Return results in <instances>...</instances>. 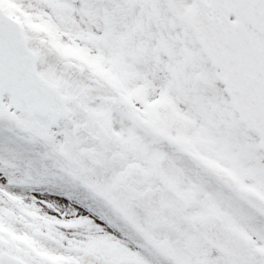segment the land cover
Here are the masks:
<instances>
[{
	"label": "snow or ice",
	"instance_id": "6c2138e0",
	"mask_svg": "<svg viewBox=\"0 0 264 264\" xmlns=\"http://www.w3.org/2000/svg\"><path fill=\"white\" fill-rule=\"evenodd\" d=\"M0 264H264V0H0Z\"/></svg>",
	"mask_w": 264,
	"mask_h": 264
}]
</instances>
